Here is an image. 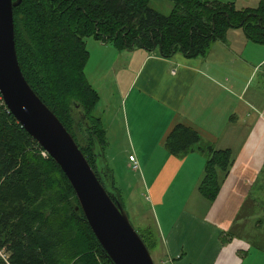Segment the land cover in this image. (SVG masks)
Here are the masks:
<instances>
[{
    "label": "trees",
    "instance_id": "1",
    "mask_svg": "<svg viewBox=\"0 0 264 264\" xmlns=\"http://www.w3.org/2000/svg\"><path fill=\"white\" fill-rule=\"evenodd\" d=\"M171 2L168 13L151 7L149 0H21L13 7L15 48L24 77L71 132L94 169L106 136L100 117L92 112L99 93L84 72L89 57L85 37L120 50L144 48L190 57L204 55L229 28H241L248 39L264 43V0L244 7H236L234 1ZM164 146L178 156L194 148L205 154L197 188L213 201L233 164V150L204 142L195 128L183 123L170 129ZM106 169L98 174L122 202ZM76 207L75 192L60 166L0 94V250L7 254L0 255V264H113ZM137 232L149 251L155 247L150 230L146 235ZM250 242L264 251L262 237Z\"/></svg>",
    "mask_w": 264,
    "mask_h": 264
},
{
    "label": "crops",
    "instance_id": "2",
    "mask_svg": "<svg viewBox=\"0 0 264 264\" xmlns=\"http://www.w3.org/2000/svg\"><path fill=\"white\" fill-rule=\"evenodd\" d=\"M93 39L102 55L109 47L115 49ZM251 43L255 41L237 27L229 28L225 38L213 41L201 56L182 52L164 56L144 48L116 50L106 64L107 71L115 70L114 87L107 86L106 74L97 65L100 73L94 78L108 90L102 96L96 88L95 109L105 128L125 129L121 138L124 141L125 136L128 155L137 160L134 170L144 195L141 205L132 193L129 200L126 197L127 206L138 226L154 234L162 264H236L240 251L251 242L241 235L230 236V231L252 227L253 215H264V207L257 208L264 202V43ZM120 55L125 57L120 64L122 80L116 67ZM176 123L195 128L204 142L233 150V164L213 201L197 188L205 154L194 148L178 156L164 146ZM127 163H132L128 157ZM107 166L120 192L114 171ZM132 181L137 187L138 181ZM175 198L184 204L178 205ZM254 258L250 264L264 261L261 254Z\"/></svg>",
    "mask_w": 264,
    "mask_h": 264
},
{
    "label": "water",
    "instance_id": "3",
    "mask_svg": "<svg viewBox=\"0 0 264 264\" xmlns=\"http://www.w3.org/2000/svg\"><path fill=\"white\" fill-rule=\"evenodd\" d=\"M20 1L0 0V94L5 105L60 166L75 192L76 209L82 210L113 264H155L118 192L106 189L98 174L108 171L103 152H98L94 169L71 132L24 77L17 58L13 22V7ZM109 178L113 180L112 171Z\"/></svg>",
    "mask_w": 264,
    "mask_h": 264
},
{
    "label": "rangeland",
    "instance_id": "4",
    "mask_svg": "<svg viewBox=\"0 0 264 264\" xmlns=\"http://www.w3.org/2000/svg\"><path fill=\"white\" fill-rule=\"evenodd\" d=\"M233 1L235 2V5L237 7L246 6V5H256L258 2V0H233ZM149 5L155 9L163 12V13H168L171 10L172 2H171V0H149ZM93 38L94 37H92V36L84 38L86 48L90 52V59L85 64L84 72H85V75H86L87 79L89 80V82L95 88L101 89V94L103 96V95H106V91L108 90V88H104L102 86L101 82H98V80H96V78H94V75H97L100 73V71L97 70V65L101 64L100 68H102V73L106 74L104 76V81L107 82V86L108 87H114L116 84L115 70L111 69V70L107 71L106 64H108L111 57L115 53H117L116 50H120V49H117L114 46L113 47L115 49H111L109 47V49H108L109 51L108 52H102L104 54V55H102V54L97 52L98 49L95 46L97 44V42ZM251 44H257V43L255 42V43H251ZM103 56H104V58L102 59V63H98V59H100ZM123 58H125V57L120 55L119 62L116 64V67L119 68V73H118L117 78H120L121 80H122V76L120 74V71H121L120 64H121ZM119 74H120V76H119ZM258 77L260 78V74L258 75ZM102 79H103V76H102ZM262 82H264V80ZM251 86H253V85H251ZM113 106L116 108V106H117L116 103ZM120 106H122V104ZM98 111L99 110H96L94 108V110L92 112H93V114L98 115ZM106 120H107V118H106V116H104V124H107ZM105 127L106 126H104V128ZM122 133H123V135H125V129L124 128H111L108 125H107V128H105V136H106L107 142H105V144H104L105 146L103 147V162H105L107 165H109L114 171L115 184L117 186H119L121 189L120 196H122V203L124 205L125 211L128 214V218H129L131 224L133 225V227L135 229L139 230L140 232H142L143 234L146 235L145 232L147 229H145L144 226H138V224L134 220V217L132 216V214H131L128 206H127V202H126V197H128L127 200H129V197L132 195V193L135 192V195H137V197L140 198L141 205H143L144 195H143V184L141 181L139 182V180H138L139 179L137 176V175H139L137 173L138 171L134 170V168H132L131 165H129L127 163V157H128L127 155H128L130 148L128 147V144L126 143L125 136H124V141L121 138ZM114 135H116L117 138H114ZM133 178L135 181L136 180L138 181L137 187H135L133 181L131 182V180ZM182 192L183 191L178 192V195H181ZM175 200L177 201L178 205L184 204V202L180 203L182 200L181 198H175ZM188 204L192 207V199ZM263 207H264V202H261L257 208H263ZM253 216H254V218L250 219L249 221L255 222L254 226L246 227V228H243V226H241L242 228H239V229H237V227H235V230L233 231V233L235 235L244 236L249 241H251L253 238L254 242L258 239V236L262 237L264 239V215L256 213ZM257 223H258V225H256ZM229 246L232 247V244H229ZM156 249H158L157 246L154 248H151L149 252L151 253L155 264H162L159 256L156 253ZM255 249H256L255 247H252L249 245L243 251H240L239 257L237 256L236 264H250V263H252L250 261H252V260L254 261V259H255L254 257L256 255H258V254L264 255V254H262V253H264L263 251H261V250L259 251V250H255ZM0 255L5 257L7 254L3 250H0ZM251 256H252V258H251ZM254 264H264V261L257 262Z\"/></svg>",
    "mask_w": 264,
    "mask_h": 264
},
{
    "label": "built area",
    "instance_id": "5",
    "mask_svg": "<svg viewBox=\"0 0 264 264\" xmlns=\"http://www.w3.org/2000/svg\"><path fill=\"white\" fill-rule=\"evenodd\" d=\"M42 153L45 154V151H42ZM128 158L132 161L131 163L132 168H137L138 163H137V160L135 159V156L133 154H129Z\"/></svg>",
    "mask_w": 264,
    "mask_h": 264
}]
</instances>
